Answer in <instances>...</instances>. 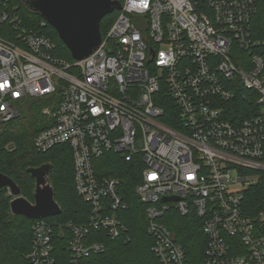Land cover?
Instances as JSON below:
<instances>
[{"label":"built area","instance_id":"1","mask_svg":"<svg viewBox=\"0 0 264 264\" xmlns=\"http://www.w3.org/2000/svg\"><path fill=\"white\" fill-rule=\"evenodd\" d=\"M16 1L0 0V24L12 28L11 39L0 36V126L19 117L22 100L56 95L34 145L71 149L77 195L91 208L85 224L35 220L30 263L88 264L107 249L93 232L130 240L123 182L98 162L116 154L144 165L135 191L160 264H264V215L243 211L245 191L264 180V59L251 33L258 0H117L100 47L74 63L54 56L45 20L24 26ZM172 211L200 221L202 258L164 222Z\"/></svg>","mask_w":264,"mask_h":264},{"label":"trees","instance_id":"2","mask_svg":"<svg viewBox=\"0 0 264 264\" xmlns=\"http://www.w3.org/2000/svg\"><path fill=\"white\" fill-rule=\"evenodd\" d=\"M19 14L27 29H40L44 20L31 14L19 0ZM118 11L103 18L100 26L105 35L116 21ZM12 28L9 24H0V36L11 39ZM41 32L49 36L57 48L54 56L58 59L74 63L71 52L60 39L58 33L47 25ZM252 38L258 52L264 59V0H258L257 13L251 26ZM165 93H162L164 95ZM56 95L42 98H27L20 102V115L15 120L0 126V172L11 178L20 188L21 196L34 203L35 179L29 170L50 164V181L54 190V198L61 208V214L48 217L49 221L57 223L85 224L88 222L91 208L76 192L74 181V161L68 146H57L47 153H40L34 145L35 137L50 126L43 114V109L51 105ZM240 108L244 110L248 102L238 99ZM167 112V110H166ZM168 112H170L168 110ZM168 112L164 121L172 125ZM239 113V112H238ZM243 114V113H241ZM251 112H249V115ZM244 117L248 113L243 114ZM98 162L103 164V175L120 178L129 210L122 215L129 229L130 240L112 241L104 234L93 232V240L106 242V252L87 260L88 264H160L153 253L154 239L148 233L146 207L136 195V186L141 183V171L144 168L141 160L127 162L116 154H107ZM11 196L6 189L0 190V264H31L28 254L33 239V220L23 216L13 215L10 209ZM243 211L248 217L264 215V180L250 186L244 193ZM175 234L176 240L182 243L189 254L195 259L202 258L206 238L202 232L200 221L193 215L182 217L172 211L164 221ZM65 246H61L64 251Z\"/></svg>","mask_w":264,"mask_h":264},{"label":"water","instance_id":"3","mask_svg":"<svg viewBox=\"0 0 264 264\" xmlns=\"http://www.w3.org/2000/svg\"><path fill=\"white\" fill-rule=\"evenodd\" d=\"M19 1L31 14L42 17L58 33L77 62L89 57L100 47L103 18L122 9L117 0ZM29 172L36 183L34 203L22 197L18 185L0 172V190L10 188L14 197L10 203L11 213L33 221L60 215L61 208L55 201L50 181L51 165L33 168ZM178 200L177 197L164 198V201Z\"/></svg>","mask_w":264,"mask_h":264},{"label":"snow or ice","instance_id":"4","mask_svg":"<svg viewBox=\"0 0 264 264\" xmlns=\"http://www.w3.org/2000/svg\"><path fill=\"white\" fill-rule=\"evenodd\" d=\"M5 86V84H0V89H3Z\"/></svg>","mask_w":264,"mask_h":264}]
</instances>
